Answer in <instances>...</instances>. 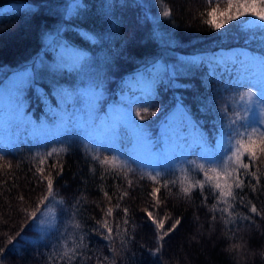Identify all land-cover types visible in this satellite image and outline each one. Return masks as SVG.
Masks as SVG:
<instances>
[{
	"label": "trees",
	"instance_id": "16d2710c",
	"mask_svg": "<svg viewBox=\"0 0 264 264\" xmlns=\"http://www.w3.org/2000/svg\"><path fill=\"white\" fill-rule=\"evenodd\" d=\"M61 2L0 0V88L15 73L29 69V66L33 70L19 121H15L10 128L16 138L14 148L0 131V247H5V252L0 254L3 256L0 264H46L49 254L58 250L59 242L69 232L70 217H82L84 231L76 230L74 234L86 237L84 243L88 248L82 251L92 257L87 264H100L104 257L114 259L115 264H264V216L249 213L241 205L237 211L251 219H238L225 226L216 214L217 220L213 222V213L209 211L212 197L205 204L199 190L192 194L191 199L176 196L182 174L179 170L170 169L165 171V178L177 180V184L172 186L173 194L169 195L161 189L164 203L153 209L152 198L148 195L153 182L139 178L141 169L152 170L144 168L143 164H132L137 169V175L130 174L135 185L128 189L129 197L121 201V208L129 209V241L121 246L116 239L114 246L117 253L113 256L109 242L92 230H99L97 221L104 218V210L110 206L104 192L113 197L114 204L117 186H128L123 177L107 175L101 179L104 170L90 159L88 153L97 149L102 155L119 154L121 158H127L125 154L130 152L121 137L122 131L125 133L127 130L120 124V115L115 113V118L112 114L104 119L112 128L111 132L117 133L114 126H119L121 141L117 144L123 150L120 153L105 149L103 144L84 141L82 136H88L86 128L82 131V128L72 126L57 137L51 132L39 136L31 131L39 130L42 123L57 118L55 108L62 94L59 82L68 85L74 92V105L85 101L83 91L79 90L85 89L86 83L91 85L98 75L107 72L109 76L111 71L108 70L110 65L106 64V57L110 52L113 53L114 64L123 65L113 79V91L135 93L140 105L149 106L150 112H156L155 116H150L151 121L146 126L142 125L145 131L150 132L153 128L158 139L162 124L172 113L181 110L178 103H182L183 114L178 121L182 126L176 130L183 135L175 134L178 141L185 144L193 136L201 141L203 134L209 147H213L214 138L218 135L220 113L224 110L217 106L223 96L217 73L221 75L223 68L227 69L224 75L232 73L230 68L233 67L240 70L243 67L241 57L245 58L246 64L251 60V63L257 60L263 62L262 27L241 28L239 22H234L221 30L214 29L205 22L211 17L202 15L210 10L208 0H86V7L79 15L73 16H68L59 8ZM108 3L114 7H106ZM164 4L172 8L168 18L161 15ZM215 18L218 20L219 15ZM43 32L45 35L53 33L48 43L44 42ZM82 33L85 36L88 33L89 37L94 34L95 42L83 37ZM253 35L254 38L249 39ZM64 53L71 59H78L80 64L69 68L52 67L56 55ZM178 55L191 57L192 61L186 64L184 70L168 76L161 66L166 65V61L175 62ZM106 68L108 71H104ZM148 87L152 89L149 93L146 90ZM115 95L110 91L103 103L99 101L94 107L96 122L98 116L106 114L110 106L116 105ZM150 101V104H144ZM189 116L191 121L187 120ZM150 117L147 116V121ZM92 125L93 122L88 127ZM102 130L97 129L96 135ZM107 139L103 137L98 142ZM140 141V144L142 141L145 143L142 139ZM63 143L71 145L70 150L46 162V167H50L57 159L60 160L62 173L56 175V169H52V173L54 186L65 200L53 213L48 234L35 244H27L18 237L13 245H7L4 234L14 235L21 230V225L23 236L32 240L37 238L32 222L25 223L26 216L21 211L23 208L30 209L44 191L43 182L35 173L32 157ZM84 144L88 145L87 151L83 150ZM6 164L12 167L5 168ZM260 171L264 172V167ZM192 175L199 178L200 174L192 170ZM261 185L264 186V178ZM244 193L246 200L255 203L258 209H264V187L257 192L245 188ZM21 195L23 201L17 199ZM80 197L84 198L83 201ZM145 208L160 216L170 214L173 219H181V224L165 238L159 252L153 251L157 248L155 228L143 211ZM122 216L123 213L117 210L113 218L119 220ZM170 223L166 227H170ZM236 244L242 247L233 248Z\"/></svg>",
	"mask_w": 264,
	"mask_h": 264
},
{
	"label": "snow or ice",
	"instance_id": "6c2138e0",
	"mask_svg": "<svg viewBox=\"0 0 264 264\" xmlns=\"http://www.w3.org/2000/svg\"><path fill=\"white\" fill-rule=\"evenodd\" d=\"M75 5V6H73ZM209 9L206 13L208 23L212 28L221 30L230 22H239L241 28L251 27L255 24V20L264 22V0H208ZM86 7V0L79 2V0H73L72 4H69L66 9L68 16L79 15L80 11ZM108 8L114 7L113 4L108 3ZM7 10V9H6ZM172 14V8L164 4L161 15L164 18L170 17ZM219 15L217 20L215 17ZM250 17L254 19H242ZM260 27L264 28V24ZM81 35L85 38H91L95 42V35L89 34ZM250 36L249 39H253ZM79 53V50H77ZM48 59H52L49 55ZM245 58L241 57V65L245 63ZM227 69L223 68L221 73V84L223 90L227 91L229 87H234L239 90V100L243 102L244 107L241 111L231 110L225 107L223 112L220 113V122L218 127V136L214 147H209L208 141L202 134V140L200 152L197 160L188 159L187 156L179 158H169V162L159 168L162 170H156L157 166H151L152 171L140 170L139 178H147L153 182V187L148 195L152 198L151 207L153 209L159 208L164 201L161 199V189H164L169 195L173 194L172 186L177 184L175 179H166L165 171L175 166L179 161L182 165L187 167H180L179 171L182 174L179 191L175 193L176 196L183 197L185 199H191L192 194L199 190L202 195V202L207 204L209 197H212V204L209 206V211L213 213L211 220L215 222L217 215L220 216V221L223 225L235 223L238 219H251L247 215H241L237 211L239 206L247 208V212L256 214L258 216H264V209H258L255 203L245 199L244 189L248 188L252 192H257L262 189L261 179L264 178V172L260 169L264 167V99L261 98V90L258 89L252 83H233L234 79H240V77L234 76L229 73L227 76L224 73ZM220 89H217L219 91ZM152 101L144 103L150 104ZM183 111V104L179 106ZM207 109V105H205ZM253 109L258 113V118L253 120L251 113ZM131 115L134 117L133 121L121 120L120 124L138 139L145 141L147 145H151V139L145 136V129L142 127L143 123L137 124L136 122L144 121L148 115L155 116L156 112H150L149 107L138 108L135 113L131 109ZM138 118V119H137ZM117 129V135L119 133V126L115 125ZM84 141H89L93 144H103L104 148L114 153H120L123 150L118 146L115 139L109 138L102 142H94L93 139L88 136H82ZM71 145L63 143L61 146L51 147L44 153H36L32 157L34 161L35 173L39 175L40 181L43 182L44 191L40 198L35 202L31 208H23L21 211L26 216V221L32 222V225L37 233L35 240L30 239L27 236H23V225L21 230L15 232L14 235L5 233L7 245H13L14 240L18 237L22 238L27 244H35L43 236L47 235L49 229L52 226V214L57 211L59 205H63L65 200L60 196L58 190L54 186V179L52 169H56V175H60L63 171L60 160L57 159L56 163H53L50 167H46V162L49 158H59L61 154L67 153L70 150ZM88 145H83V150L87 151ZM151 150V149H149ZM90 159L93 162L103 168L101 173V179L107 175H112L113 178L123 177L127 182V188L117 186L116 202L112 204V196H109L108 192H104L105 198L109 201L110 206L104 210V218L97 221L99 224L98 234L102 235L103 239L109 242L110 251L113 256L117 253V249L114 246L115 240L120 241L121 246L126 245L129 241L128 231L129 228V209L127 207L121 208V201L129 197L128 189L134 187L135 181L130 178L137 175V169L132 167V164H142L139 162L137 156L132 153L125 154L127 158H121L120 155H102L99 150L93 149L88 153ZM2 159V157H0ZM203 161V162H201ZM5 168H11V164H6ZM19 167V165H17ZM192 170H196L200 175L199 178L192 175ZM94 171V169H90ZM186 181V186H185ZM20 201L24 200L21 195L17 198ZM75 199V198H74ZM83 201V197L79 198ZM52 205V206H50ZM120 210L123 216L119 220L114 219V213ZM147 218L152 222L155 228L157 248L154 252L162 250L163 242L169 234L173 233L178 225L181 224L180 218L173 219L170 214L160 216L154 211H149L148 208L143 210ZM79 215V212H77ZM71 228L63 239L59 242V248L57 251L51 252L47 258L46 264H87V261L92 259L91 256L86 255L88 245L84 243L85 235H75L76 230L84 231V226L81 219L69 218ZM111 221V222H110ZM170 223V227H166V224ZM123 225V227H122ZM134 227V226H133ZM102 230V231H101ZM242 245H233V248L240 249ZM5 252V247H0V254ZM3 260V256H0V261ZM100 264H115L114 259L104 257Z\"/></svg>",
	"mask_w": 264,
	"mask_h": 264
},
{
	"label": "rangeland",
	"instance_id": "374dc122",
	"mask_svg": "<svg viewBox=\"0 0 264 264\" xmlns=\"http://www.w3.org/2000/svg\"><path fill=\"white\" fill-rule=\"evenodd\" d=\"M62 2L59 5V8L62 11L66 12L67 6L69 4H72L73 0H62ZM242 19L254 18L245 17ZM234 22L237 21L230 22V24ZM259 24H264V22H261L257 19L255 20V24L253 26L258 28L260 27ZM260 31L263 33L264 28H261ZM42 35H44V42L48 43L49 39H51V37L53 36V33L50 32L45 35V33L43 32ZM228 52L229 51H226V53ZM112 54L113 53L108 52L106 57V64L110 65L108 70L111 71L109 76L106 75L107 72H105V74H102L101 76L98 75L96 77V80L93 79L94 82H92V84L90 83L91 85L86 83L85 89L82 88V90H79L80 92L83 91V97H85V99L83 98V100L85 101H83L82 103L75 104V106L73 102L74 92L71 88H69L68 85H65L63 82H59L58 87L60 88L62 94L60 95V100L58 101V105L55 108V114L57 118H55L54 120H50L45 124L42 123L40 129H32V133H37L39 134V136H42L51 132L53 133L54 137H57L63 134L65 131L67 132L68 130H70L72 126H76L82 128L80 129L82 131L83 128H86V133L88 134V137L96 142L100 141V139H102L103 137H106L108 139L112 137L116 140L117 143H120V134L117 135V133H114L113 131L111 132V127L109 126V124H107V121H105L104 119L110 118L112 114V118H115V113H118L120 115L121 120L130 122L134 120V117L131 115V109L134 114L138 108H143V106L140 105V102L136 100V97L138 96L137 94L134 93L131 95L127 92L118 93L113 91V79L119 73L121 68H123V65L120 63L118 64V66H116L114 64L115 59H113L112 61ZM176 59L178 60H175V62L166 61V65L161 66L162 69L164 68L163 70L165 73L168 74V76L175 75L177 74V71L180 72V70H184L186 64L192 61L191 57H186L183 55H178ZM248 62L247 64L244 63L243 67L240 70H237L236 67H233V69L230 68L232 71V75L240 77V79H234L233 83L254 84V86L261 90V98L264 99V58L263 62L262 60H257L254 63H251L252 60L251 62ZM79 64L80 61H78V59H71L69 55L64 53L61 56L56 55V62H52V67L61 68L62 66H64L69 68L77 66ZM108 70L106 68L104 71ZM32 71V68L29 66V69H25L19 73H15L13 77L6 81L4 87L0 88V131H2L6 135V142L13 148L15 147L16 138L14 136V133L10 132V128L15 123V121H19L18 118L21 115L27 96L26 93L32 80ZM217 75L219 81H221V75L219 73H217ZM227 75L228 74H226L225 76ZM148 84L150 85V82ZM220 87L222 88L223 96L222 99L219 100L220 105L217 104V106L222 109L228 107L230 111H241L244 105L243 102H240L239 100V90L234 87H229L227 91H224L222 84H220ZM146 90L147 93L152 91V89H149V87L146 88ZM110 91L113 92V94H116V105L113 104L112 106H110L106 114L98 116V120L96 122L97 117L96 113L93 112L94 107L98 105L99 101L100 103H103L105 96H107ZM181 114H183V112L179 109L177 113H172L171 116L168 117V120L164 121V123L162 124L163 128L161 129L160 133L161 135H159L158 139L155 137L153 128L150 129V132L145 131V136L151 139L150 146L145 144L143 141L140 144V139L131 135V133H129L128 131L125 133L124 131H122L121 137L127 142H125V148H128L130 153L137 156L139 162L143 164L144 168L146 167L150 170H152V167H150L149 165L157 166L156 170H162L159 167L167 164L169 162V158L174 159L190 154V157L188 159L197 160L198 154L196 153H199L201 148L200 140L196 139L193 136L189 141H186V143L183 144L181 143L182 141H178L177 136L175 135L177 133L179 134V136L183 135V133H179L180 131L176 130L182 126L181 123L178 122L180 121L179 116ZM150 116L151 115H149V117ZM251 118L253 120L258 118V113L255 111V109H253V112L251 113ZM187 120L191 121V116H189ZM150 121L151 117L149 121L145 119L144 121H140V123H143V126H146ZM91 122H93L95 127L93 125V127H88ZM136 123L139 124V120ZM25 126L26 125H24V127ZM98 127L103 130L101 133H98V135H96L97 129H99ZM105 129L107 130L104 132ZM217 136L218 135H216V137L214 138L215 141L213 147L215 146ZM1 137L2 134L0 133V138ZM199 144V148H196V146ZM1 150L2 149L0 147V151ZM1 153L2 152H0V154ZM180 167H184V165L177 161L175 166L169 169L177 171L180 169ZM242 238L244 239V237Z\"/></svg>",
	"mask_w": 264,
	"mask_h": 264
}]
</instances>
